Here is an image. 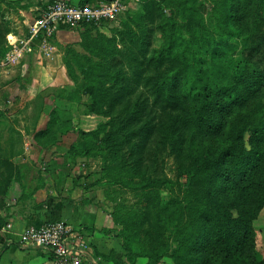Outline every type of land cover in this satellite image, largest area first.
Returning <instances> with one entry per match:
<instances>
[{"label":"trees","instance_id":"16d2710c","mask_svg":"<svg viewBox=\"0 0 264 264\" xmlns=\"http://www.w3.org/2000/svg\"><path fill=\"white\" fill-rule=\"evenodd\" d=\"M141 1L143 13L121 20L114 37L84 35L83 54L62 48L72 85L55 99L88 95L87 114L104 120L80 130L68 154L107 151L102 179L119 187L112 218L120 229L98 232L120 239L125 262L232 264L264 207V0ZM2 3L0 58L12 32ZM151 142L173 160L175 180L164 159L145 155ZM124 154L131 164L120 165ZM3 166L0 207L15 181Z\"/></svg>","mask_w":264,"mask_h":264},{"label":"crops","instance_id":"0c3cea01","mask_svg":"<svg viewBox=\"0 0 264 264\" xmlns=\"http://www.w3.org/2000/svg\"><path fill=\"white\" fill-rule=\"evenodd\" d=\"M2 1V10L11 23L12 32L8 38L16 41L27 33V24L31 23L32 13L38 7L34 8L30 3L33 0H25L28 5L24 10L20 8L25 6L21 0ZM71 1L79 3L81 0L68 2L72 4ZM63 33L61 28L55 39L57 53L51 58L45 59L34 53L0 75V111L10 107L15 111V115L0 113V173L5 171L3 165L7 162L8 170L15 178L8 190L6 204L0 207V219L3 222L0 228V251L5 247L0 264H53L51 253L43 249L25 248L19 244V239L27 227L54 221H64L80 228L92 252L100 256L98 259L101 260V256L105 255L118 261L124 259L118 239L98 232L109 228L110 223L105 215L96 209L97 212L92 211L90 204L83 201L81 189L75 184L76 179L64 178L67 176L64 174L66 163L59 154L65 149L24 145V140L33 133L31 128L36 120L23 113L24 107L31 101H45L51 105L52 101H56L53 95L55 89L72 85L63 64L62 52L69 35ZM18 108L21 112H16ZM5 122L9 124H3ZM44 163L46 165H42ZM98 214L104 222L101 226L93 217ZM7 225H11V228L7 229ZM100 264L113 263L101 260Z\"/></svg>","mask_w":264,"mask_h":264},{"label":"rangeland","instance_id":"374dc122","mask_svg":"<svg viewBox=\"0 0 264 264\" xmlns=\"http://www.w3.org/2000/svg\"><path fill=\"white\" fill-rule=\"evenodd\" d=\"M20 1V0H17ZM15 1V2H17ZM24 2L26 7L28 5L25 0H21ZM53 0H33L30 3L36 7L37 10H34L31 16V23L40 16L42 11L46 8V6ZM69 1V0H65ZM205 2V6L209 4V0H203ZM122 7L119 14L110 21H104L99 25H78L74 27H64L63 32L66 33L68 36L67 43L63 45L62 48L69 46L72 47L73 50L77 51L80 54H83V49L81 47V43L83 41V36L86 34H90L92 36H96V34H101L105 37H114L113 32L115 29H120V22L124 20L125 17L128 15L133 17L136 14L143 13V4L141 0H122ZM29 3V2H28ZM69 3V2H68ZM72 4H79L76 2H72ZM100 3V2H98ZM26 9V8H25ZM24 10V9H22ZM206 11V7L204 9ZM166 14H170L169 11L166 10ZM30 23V24H31ZM30 24H27V28ZM54 34L52 37L51 42L55 45V39L59 30ZM65 33H63L65 35ZM97 34V35H98ZM8 40V38H7ZM241 48V45L237 48V51ZM264 49L262 50V52ZM57 53V47L56 52ZM264 56V53H263ZM78 73V71H77ZM53 104L50 105L49 102L45 101H31L28 106L24 107L23 113L29 114L28 117H34V119H38L37 122L33 124V133L24 140V145L28 147H63L65 149L63 152L60 150V158L62 161L66 163V171L64 174H67L65 179H76V186L79 185L81 189V194L83 196V201H86L92 207V211H98V213L104 214L107 221L110 223L109 228L119 231L120 227L114 223L112 218V214L116 210V202L115 200L119 199L117 193L114 191L119 189L118 186L111 185L105 179H102L103 175V167L105 163H108V159L105 160V153L106 150L102 151L103 149L92 150L89 152L88 155H83L80 157L71 156L69 153V149L76 145L80 140L79 131H92L96 130L99 127V124L103 123V119L87 114L86 106L89 103V96L82 95L80 102L78 103H70L66 101H52ZM39 103L40 106L38 105ZM45 106V107H43ZM19 111L20 109H16ZM15 111L12 107L9 109H4L0 111V113L5 114H14ZM157 118L160 116V110L157 109ZM153 118H155V114H153ZM42 119V122L40 120ZM6 121V120H5ZM156 123V118L154 119ZM7 122L3 123L6 124ZM9 124V123H7ZM18 124V123H17ZM136 127V126H135ZM43 131L44 135L36 138V133ZM72 135H68L71 134ZM102 136V135H101ZM65 137V138H64ZM135 141V140H134ZM137 141V140H136ZM213 140H210L209 143L211 144ZM154 143L151 142L148 147L145 155L149 156L150 158L155 155L154 157L157 161L161 162L162 159L165 160V169L164 172L166 176L171 179L175 180L176 173H175V166L173 160L166 155V153L160 154L159 152L153 153ZM66 146V148L64 147ZM123 148L126 150L128 149V144H124ZM99 151V152H98ZM101 151V152H100ZM58 155V154H57ZM107 155V154H106ZM126 154L123 156V160L121 164H124L125 159L129 164H131V160L125 157ZM108 158V156H107ZM56 160V159H55ZM46 161V160H44ZM38 162V161H37ZM119 162V160H117ZM116 162V163H117ZM46 163H48L46 161ZM46 163L42 165H46ZM114 164V162H112ZM41 167V166H40ZM43 168H46L44 166ZM124 197H128L124 195ZM128 199H131V195H129ZM96 209V210H95ZM96 211V212H97ZM95 222L101 226L104 222L100 218V215L96 217L93 216ZM111 237H114L111 235ZM116 238V237H115ZM118 239V238H117ZM120 243V239H118ZM122 249V248H121ZM124 254V251L120 250ZM94 253V252H93ZM125 255V254H124ZM100 260V259H99ZM101 260H103L101 258ZM101 260L98 262L101 263ZM264 260V207L256 214L255 218L251 221V234L249 236V241L246 247L237 254H235L231 260L232 264H260L261 261ZM125 262V258L122 259ZM147 259L145 258H138L136 264H146ZM125 264H128L125 262ZM162 264H169V262H165Z\"/></svg>","mask_w":264,"mask_h":264},{"label":"built area","instance_id":"2783aa9c","mask_svg":"<svg viewBox=\"0 0 264 264\" xmlns=\"http://www.w3.org/2000/svg\"><path fill=\"white\" fill-rule=\"evenodd\" d=\"M122 0L102 1L93 5H72L65 0H53L16 41L8 38L9 50L0 58V75L17 66L34 53L49 59L56 47L51 42L59 28L82 24L99 25L113 20L121 11ZM7 229L11 225L6 226ZM19 244L25 248L43 249L51 253L53 264H99L82 235L80 228L64 222H47L29 226L22 232Z\"/></svg>","mask_w":264,"mask_h":264}]
</instances>
